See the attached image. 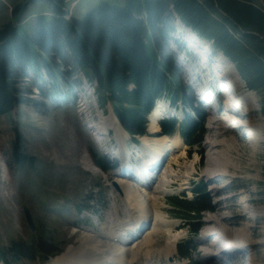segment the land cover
<instances>
[{"label": "rangeland", "instance_id": "obj_1", "mask_svg": "<svg viewBox=\"0 0 264 264\" xmlns=\"http://www.w3.org/2000/svg\"><path fill=\"white\" fill-rule=\"evenodd\" d=\"M28 1L0 0V29L12 22L19 26L23 38L29 39L34 32L36 17L39 14H50L51 7L44 0H32L26 6ZM64 1L69 17L72 15L75 19L84 18L89 11L102 2L120 7L126 4V0ZM255 3L264 10V0H255ZM20 5L21 9L16 15H13L14 7ZM172 26L174 30L170 35V44L174 40H178L183 47L187 46L188 51L194 53L190 58L192 64L189 62L186 65H190L192 69L191 77L188 75L191 79L188 83L190 85L192 82L201 83L204 90L210 94L209 100H225L219 93L220 89L216 87L217 81L214 70L211 66H205L201 56L194 52L195 49L193 51V46L187 39L189 33L194 34L204 43V46L211 53L212 59L221 58L224 54L213 48L212 40L199 38L197 32L193 33L189 30L176 16ZM229 63L232 67L230 72L232 81L230 78V83H236L237 88L238 86L240 88V92L237 89L236 92L243 95L251 92L255 95L253 100L247 102V106L241 104L245 108L251 109V112L246 114L235 110V107L233 111L237 115H234L229 112L232 109L228 107L229 103L226 97V104L221 105L220 103L223 112L216 117L217 121L213 124L218 128L213 129L211 124L206 125L207 133L202 146L190 148L183 144L187 156L181 159L179 166L175 165L171 158L165 159L164 168H168L170 163L174 164L179 175L187 178L185 182L175 181L169 185L170 193L160 198L161 210L167 213L166 220L178 224L175 234H179L180 238L175 242L172 253L175 257L173 258L177 261H184V264H190L191 259L181 258L179 250L182 245H186V242L190 240L198 248V253L192 259L199 261V264H211V262L206 261V258L210 259V257L216 256L209 254L212 251L210 247H213L215 239L221 242V236L223 237V234L216 233L218 231L214 228L216 226L215 221L218 222L226 218L229 222H223L220 225L230 228L231 240H235L234 242L238 240V235L232 234V232L242 231L243 235L247 238L250 237L257 244V246H253L257 247L255 250L251 248L243 253L236 251L240 260H246L247 264L251 261L254 264H264V204L261 203V195L264 194V116L261 112L263 96L258 91H250L244 78L240 76L236 65ZM46 76L44 73L39 76L31 74L23 83L30 92V100L13 109L10 114L0 116V245L6 250L21 243L32 246L37 241H44L52 244L62 253L78 247L86 233L91 235L100 231L106 233L113 225H117L118 223L113 224L111 221L110 227L108 226L109 221L106 220V216L109 213L112 215L118 213L122 219L126 218L124 212L127 211H124V202L112 183L113 180L116 181V172L120 167L118 161L108 157L119 164V167L113 170H102L103 173L99 169L94 171L89 168L90 166L87 167V160L93 161L94 164V160L105 156V142L97 144L88 125L94 120L96 123L101 122L102 118L100 117L103 114H99V112L107 115L111 108L110 104L100 105L99 99L97 100L100 91L98 93L95 90L96 93L92 97L80 89L76 93L72 91L74 86L79 85V82L73 77L55 81L46 79ZM185 78L188 80L187 77ZM82 91L87 98L86 101L83 99L80 101L79 96L84 95ZM195 98L199 100L200 97L195 95ZM165 101L170 103L166 99ZM183 108V104L179 103L178 110H176L177 116L181 118L184 115ZM110 112L112 113V111ZM172 113V110H168L169 115ZM250 125L254 126L253 131L248 129ZM14 127L23 134L24 153L35 159L31 166L20 167L15 163L11 144L15 138ZM246 129L250 131L251 138L252 132L258 135V137L256 136L258 144L253 143L246 136ZM149 131L151 132L148 128L147 136L149 137L147 140H155L157 134H151ZM173 136L174 134L170 137ZM110 139H113V136H110ZM138 140L137 145L140 146H137V149L143 145V142L140 144V138ZM212 142H219L221 146L212 149L210 147ZM134 144L136 143L130 139L125 142V147H127L126 149L129 147L130 154L137 150ZM107 146L113 148V146L116 147V143L111 140ZM220 152H225V157L228 159L229 165L226 167L228 171L225 170L221 159V161L216 160V153L221 155ZM119 156H122L121 152ZM192 160H196L198 163L195 171L188 174L186 166ZM211 162L214 165L212 170L219 171V176L214 180L206 177L211 169H209ZM94 166L97 167L95 164ZM200 182H203L211 193L214 209L201 214L200 224H203L204 228L203 225L200 226L199 224L198 226L203 230L200 229L198 237L191 238L187 228L188 222L175 218L174 209L168 205V201L177 195H185L192 199L194 189ZM183 183L186 184L183 186ZM23 206L28 207L33 215L37 228L35 233L31 232L25 220ZM121 218L119 221H122ZM211 220L213 221L208 222ZM105 221L106 223H104ZM104 225H106L105 228ZM204 230L206 232L207 230H215L212 240L208 239L205 244L201 242L202 239L206 238ZM166 236L163 233L157 235L158 243L152 255L153 264H169L163 255L164 253L160 252L163 245H166ZM262 242L263 244H260ZM61 253L53 258L49 256L51 260L38 258L34 254L31 260L22 259L18 264H52L53 260L59 257ZM240 260L237 259L233 263L242 264ZM135 261L137 264H141L144 259L139 257Z\"/></svg>", "mask_w": 264, "mask_h": 264}, {"label": "trees", "instance_id": "obj_2", "mask_svg": "<svg viewBox=\"0 0 264 264\" xmlns=\"http://www.w3.org/2000/svg\"><path fill=\"white\" fill-rule=\"evenodd\" d=\"M44 1L51 13L36 17L29 39L12 22L0 29V116L30 100L23 83L31 69L59 80L70 73L61 66L71 65L98 81L101 100L112 103L132 135L146 133L147 114L156 99L181 100L200 118L199 123L187 114L183 135L191 146L200 145L206 133L204 117L167 49L175 16L188 29L212 40L213 48L236 65L247 87L262 94L264 116V10L255 0H126L123 7L102 2L82 19L67 18L64 0ZM20 9L21 5L14 7L13 15ZM163 128L165 133H173L175 121L163 122ZM14 131V160L20 167L33 165L35 159L24 153L22 134ZM261 197L264 204V194ZM169 203L178 217L192 221L190 228L195 233L201 213L214 209L212 197L199 186L193 200L174 197ZM192 250L180 253L189 255ZM58 251L44 241L13 245L8 251L0 245V260L13 264L9 257L16 263L31 260L34 254L45 257Z\"/></svg>", "mask_w": 264, "mask_h": 264}, {"label": "bare ground", "instance_id": "obj_3", "mask_svg": "<svg viewBox=\"0 0 264 264\" xmlns=\"http://www.w3.org/2000/svg\"><path fill=\"white\" fill-rule=\"evenodd\" d=\"M187 39L193 46V50L195 49V52L201 56L202 63L207 67L211 66L214 70L215 79L217 83L219 82L220 86H222L225 99L226 97L228 99V107L232 109L229 110V112L237 115V113L233 111V108L240 106L241 104L247 106V102H250L255 98L254 93L248 92L244 95L239 92L237 93L236 89L238 90V88L236 83H230V72L232 69L230 63L223 57L212 59L208 48H206L204 43L194 34L189 33ZM168 110L169 107L165 102H159L150 114L149 129L152 133L159 132L161 129L160 121L171 116L168 114ZM100 118H102L101 122L99 121L100 123H95L92 125L93 127H91L94 129V132H96V136L98 134L97 138L101 140L105 139V136H108L109 132L112 131L118 149L122 153V156L118 157L123 162V167L132 166L129 162L133 159L136 160L133 168H131L132 172L130 171L129 174H127V172L119 173L116 181L123 193V202L126 205L124 206L126 209L125 211H127L126 214L128 219H122V221L117 225H113V227H111L106 233L103 231H100L99 233L97 232L93 235L86 233V235H83L84 237L78 247L69 249L62 256L54 260L53 264H132L135 259L139 257H142L147 264H152V255L154 254L156 250L155 247L158 243L157 235L160 233L167 235L166 245H163L160 252L164 253V257L173 256L172 253L175 248V242L180 238L179 234H175V229L178 224L166 220L167 213L161 210L162 202L160 198L170 193V190L168 189L169 185L175 181L185 182L187 179L183 178L182 175H179L177 169L174 167V164L179 166L181 159L187 156L182 138L179 135H175L171 139L167 136H158L155 140L149 141L147 140V136H143L140 138V141L143 142L142 147L137 149L136 147L140 145L135 146V149L137 150L135 152L133 151V154H130L129 150L126 149L127 147H125V142L129 136L119 125L113 113L110 112L108 115H101ZM248 129L253 131L255 128L250 125L248 126ZM249 130L246 129L251 138ZM256 136L258 137L257 134L255 135L252 132V138L254 140L252 138L251 140L253 143L258 144L259 142L256 140ZM218 146H221V143L212 142L210 144L212 149H217ZM220 153L222 156L216 153V160L219 161L221 159L222 161H220L225 166V170L228 171L226 167L229 165V162L225 157V152ZM226 154L229 153L226 152ZM167 158H171L174 164L170 163L168 168H164L166 162L165 159ZM163 160L164 163L160 165ZM197 163L196 160H192L191 163L186 166V172L191 174V172L195 171ZM87 164V167L90 166L89 168L94 171L99 169L94 166L93 161L87 160ZM212 164L213 162H211V165L209 166V169H211L208 171L206 177L214 180L219 176V171H213L212 166L214 165ZM141 178H143V180ZM151 179L154 180L150 181ZM149 182L152 183L148 185ZM184 184L186 183H183L182 185L184 186ZM227 219L228 218L222 219L218 222L214 220L216 223L214 228L218 231L216 233L223 234V242H213L212 248L215 249L216 247H222L224 250L219 252L214 250L212 255H215L216 257H210V259L206 258V261L211 262V264H234L233 261L237 259L240 260L236 251L243 253L251 248H253L252 250L257 248L253 247L257 246V244L254 243V240L250 237L247 238V236L243 235L242 231L232 232V234L238 235H236L238 240H236L237 242L231 240V235L229 234L230 228L228 229V226L220 225V223L222 224L223 222L228 223L229 221H227ZM107 220L111 224L112 218L110 215H108ZM212 221L213 220L208 222ZM106 225H104V228ZM143 225H149V228L146 232L141 233L140 228ZM125 229L126 231L124 232ZM114 238L117 239V242L113 241ZM208 239L210 238L206 237L202 239L201 242L205 244ZM260 244H263V242ZM233 246L234 248L232 249ZM225 256L228 260H225ZM252 258H254V256H252ZM240 261L242 264H247L246 260L241 259ZM248 264H254V262L251 261Z\"/></svg>", "mask_w": 264, "mask_h": 264}, {"label": "water", "instance_id": "obj_4", "mask_svg": "<svg viewBox=\"0 0 264 264\" xmlns=\"http://www.w3.org/2000/svg\"><path fill=\"white\" fill-rule=\"evenodd\" d=\"M23 211H24L26 221H27L31 231L35 232L36 226H35V223H34V220H33V217H32L30 210L27 207H24Z\"/></svg>", "mask_w": 264, "mask_h": 264}]
</instances>
